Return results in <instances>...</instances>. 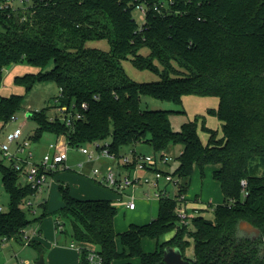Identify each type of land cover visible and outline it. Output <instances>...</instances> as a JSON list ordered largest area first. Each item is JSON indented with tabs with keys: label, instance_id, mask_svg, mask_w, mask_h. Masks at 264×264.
Masks as SVG:
<instances>
[{
	"label": "trees",
	"instance_id": "1",
	"mask_svg": "<svg viewBox=\"0 0 264 264\" xmlns=\"http://www.w3.org/2000/svg\"><path fill=\"white\" fill-rule=\"evenodd\" d=\"M28 2L24 19L0 12V84L5 70L19 64L36 68V74L14 77V84L28 92L37 82H53L61 90L54 108L66 107L81 116L67 124L57 116L51 119L48 109L33 112L27 116L36 126L31 141L51 134L75 149L109 140L113 154L144 144L161 154L179 145L174 171L179 195L187 193L195 166L201 177L204 167H216L211 175L223 195L221 204L203 205L213 211L212 221L192 216L180 226L179 204L162 198L155 219L116 233L114 203L77 199L60 185L62 206L50 215L69 220L71 240L97 246L101 264H165L166 247L179 249L192 264H264V0ZM140 4L146 13L139 27L133 12ZM155 4H163L160 12L153 10ZM89 41H107L109 51L86 48ZM144 49L146 55L140 53ZM126 60L159 80H131L122 66ZM50 62L53 68L43 72ZM185 95L218 98L215 114L222 138L210 131L203 144L195 121L174 131L170 117L180 112L140 105L141 97L180 104ZM22 103L21 95L0 97V125L22 110ZM0 175L9 200L6 210L0 208V243L22 242L36 221L22 208L34 191L19 183L18 172L2 158ZM199 204L194 202L193 211L201 210L195 207ZM39 207L40 223L49 214L46 202ZM243 223L258 230V236L244 233ZM143 239L155 241V251L144 252ZM189 239L192 259L184 255ZM29 246L44 254L39 242ZM78 254L79 264H89L87 250Z\"/></svg>",
	"mask_w": 264,
	"mask_h": 264
},
{
	"label": "rangeland",
	"instance_id": "2",
	"mask_svg": "<svg viewBox=\"0 0 264 264\" xmlns=\"http://www.w3.org/2000/svg\"><path fill=\"white\" fill-rule=\"evenodd\" d=\"M133 18L139 27L143 24L144 17L138 9L133 12ZM85 47L97 49L104 52L109 51V44L107 43V41H89L85 44ZM140 53L146 55L148 51L144 49L141 50ZM122 66L127 76L135 82L146 83L159 80V77L150 71H139L135 69L132 66L130 60L123 61ZM52 68L53 63L50 62L44 68L43 72L50 71ZM37 72L38 71L36 68L28 67L25 64H19L14 68L4 71L2 83L0 84V97L21 95L23 96V103L22 110L15 114L16 122L8 123L6 127L1 129L2 131L0 132V142L5 141V136L8 131H11L15 127L20 126H22L23 139L32 137L35 134L36 126L30 119H28L27 116L31 115L33 112H39L48 109L47 113L51 119L56 116H61L57 109L54 108L56 105L55 99L59 95V90L53 82H37L28 92H26L23 87L14 84V77L22 76L26 73L36 74ZM218 103V98L214 96L185 95L182 96L180 104L159 101L148 97H141L140 105L142 109L146 110L180 112L178 114L171 115V128L174 131H178L182 124L189 121H195L197 124V131L200 141L203 144H207L210 131L215 132L218 139L222 138L223 136L222 123L215 114ZM53 141H56V138L53 135L44 134L39 140L35 142L31 141V148L38 156H40L42 155V153L47 151L48 144ZM106 141L109 142V140ZM137 147L138 152L141 151L143 154L153 153L149 145L144 144L138 145ZM180 150L181 146L176 145L171 146L170 149L165 152L171 159L169 161L167 170H171L172 172H174L177 168ZM67 152V166L70 168V170L58 169V171L54 175L48 178V182L50 183L49 188L46 187L42 192L29 198V201H31L33 205L31 211L34 210L35 214H32L25 207H22L26 212L27 218L29 220H36L32 222L28 227V231L35 229L39 231V234L36 236L34 241L40 240L41 234L39 229L41 228L48 243L53 242L60 245H67L69 247V244L73 242L79 247L96 252L98 251V247L95 245L83 246V244H79L71 240V236L69 234L71 226L68 219H62L58 217L56 218L54 215H50L58 210L62 203L60 192L58 190L60 185L67 186L70 192H74L77 196H79V193H81L80 190H83V188L88 189V187H90L92 188V190H95V192H108L114 194L117 199L120 198V201H116L117 199L114 201L111 200V202L114 203L115 206L117 205V214L114 220V230L116 233L126 231L130 224L143 225L145 223L141 224L140 221H146L147 219V221L150 222L151 220L156 218L158 213V201L155 198H152L151 200H148L146 198L145 193L148 191V187L146 185L142 187L139 186L134 189V198L136 199V204L138 207L135 212H128L124 211V205L127 201L125 195H131L133 188L125 189L122 192V196H120L91 179L90 172L92 170H98L99 172L104 174L106 172V168L108 167H111L114 172L121 174L120 169L116 165V162L102 158L99 160H92L90 163H88L86 162V158L78 153L76 149L68 148ZM124 153H127L126 149H123L121 151V154ZM79 163L83 164V170H80V172L76 167V165ZM215 168L216 167L212 166L204 167V176L201 177L199 168L197 166L194 167L188 191L186 194L184 193L180 195L183 197L182 199H180L181 197H179L178 199L179 203L183 205L187 204L186 211L190 218L192 216H201L206 220L212 221L214 219L213 211L209 208H204L203 205L208 206V204H210L211 206H215L223 202V195L220 191V188L212 179L211 175L212 170ZM75 178H81L84 181L78 182L75 180ZM19 183L23 184L22 178H19ZM167 189L169 190L170 195L174 196V192H176L175 188L172 186H168ZM199 201L200 203H202V205L199 204L195 207L201 210L197 211V213H194L193 204L194 202ZM43 202H46V211L49 215L39 223V221L37 220L40 218L42 213V208L39 206ZM8 203L9 200L3 190L0 175V208H2V210H6L8 207ZM143 216L144 220H142ZM190 218L188 219V222L190 221ZM56 221H61L64 224L63 233H54L53 226H55L54 222ZM169 237L170 234L165 236V239H168ZM155 244L156 243L153 240L143 239L142 249L145 252H153L155 251ZM193 247V241L192 239H189V245L184 252L186 258H193ZM43 248V256H45L47 248L45 247V245ZM39 256L40 255L35 248L31 246H24L22 242L8 241L0 243V264H19L21 261H26L34 264Z\"/></svg>",
	"mask_w": 264,
	"mask_h": 264
},
{
	"label": "built area",
	"instance_id": "3",
	"mask_svg": "<svg viewBox=\"0 0 264 264\" xmlns=\"http://www.w3.org/2000/svg\"><path fill=\"white\" fill-rule=\"evenodd\" d=\"M29 5L30 3L28 0H0V12H6L8 14L17 13L22 15L24 19L25 14L28 13L30 8ZM162 7L163 4H155L153 5V10L160 12ZM136 9H138L144 17L146 13L145 5L140 4ZM59 92H61V90ZM81 107L85 108V105L82 104ZM56 109L59 114H61L59 118L67 124H69V120L72 118L75 120L81 118L78 112L72 113L66 107ZM12 122H16L15 115L11 116L8 121V123ZM7 124L4 126L1 125L0 132ZM68 148L65 139L59 137L56 141L48 144L47 151L42 153V155L37 156L31 148V140L29 138L23 139L22 126H20L8 131L5 136V141L0 142V158L4 159L6 163L11 164L13 169L18 172L19 177L22 178L23 184L28 185L34 191L33 196H35L48 186V178H50L52 174H55L58 169L70 170L67 166ZM75 149L86 158V162L88 163L92 160H99L102 158L116 162V165L122 174L114 172L111 167L106 168L104 174L98 170H92L90 172V177L93 181L120 196H122V192L127 188H133L134 191L137 187L146 185L148 191L145 195L148 200H151L152 198L157 199V201L162 198L175 199L179 204L177 211L179 225L186 226L188 224V219L190 217L186 211L187 204L183 205L178 202L179 197H181L180 199L183 198L178 193L180 181L174 172L167 170L171 159L165 152L161 154L154 152L152 154H143L137 152L135 149H126L127 153L113 154L110 152L109 142L106 140L95 141ZM76 167L79 169V172L80 170H83L82 163L77 164ZM168 186L175 188L176 192H174V196L170 195V192L167 189ZM125 196L127 199L124 205L125 208L129 211L134 210L136 207V199L132 194ZM120 200V198L117 199V201ZM32 206L33 205L29 199L25 201L24 207L32 214H35L34 210L31 211ZM194 213H197V211H194ZM55 226L57 233L64 230V224L61 221H56ZM38 234L39 231L36 229L29 231L26 229L22 236L23 245L29 246ZM69 247L75 249L78 253L85 249L77 246L73 242L69 244ZM85 250H87L86 260L89 264H101V257L96 251L89 249ZM19 264L31 263L21 261Z\"/></svg>",
	"mask_w": 264,
	"mask_h": 264
},
{
	"label": "crops",
	"instance_id": "4",
	"mask_svg": "<svg viewBox=\"0 0 264 264\" xmlns=\"http://www.w3.org/2000/svg\"><path fill=\"white\" fill-rule=\"evenodd\" d=\"M137 149H138V147L135 148V150L138 152ZM140 153H142V152L140 151ZM75 180L78 181V182L79 181H81V182L84 181L81 178H75ZM48 184L49 185L47 186V188H49V186H50L49 182H48ZM77 191H79V190H77ZM80 191H81V193H79V196H77L74 192H70V194L74 198L76 197L77 199H82V200H110V201L112 200V201H114V200L117 199L114 194H111V193H108V192H102V191L95 192V190H92V188H90V187H88V189L87 188H83V190H80ZM132 195L134 196V191L132 192ZM61 206H62V203H61L60 207ZM115 207L117 208V205ZM137 207L138 206L136 204V207H135L134 210L129 211L126 208H124V211L135 212L137 210ZM46 210H47V205H46ZM194 211H196V210H194ZM142 220H144V216H143ZM147 222L149 223V221H147V219H146V221H140L141 224H143V223L147 224ZM54 224H55V222H54ZM53 227H54V233L58 234L56 232V230H55V226H53ZM39 230H40L41 238H40L39 241L37 240L36 242H39L42 245V247H44V245H45V247L47 248L46 255L44 256L46 264H78L79 263V254H78V252L75 249H72V248L68 247L67 245H60L58 243H53V242L52 243H48V241H46V237L44 236V233H43L42 229L40 228ZM54 239H55V237H54ZM41 240H42V243H41ZM84 245L90 246L89 244H83V246Z\"/></svg>",
	"mask_w": 264,
	"mask_h": 264
},
{
	"label": "water",
	"instance_id": "5",
	"mask_svg": "<svg viewBox=\"0 0 264 264\" xmlns=\"http://www.w3.org/2000/svg\"><path fill=\"white\" fill-rule=\"evenodd\" d=\"M241 230L248 234L258 236L259 231L254 229L251 225L243 223L241 224ZM163 261L165 264H192L191 262L185 260L179 249L166 247L163 250ZM35 264H45V259L43 255H40L36 260Z\"/></svg>",
	"mask_w": 264,
	"mask_h": 264
}]
</instances>
